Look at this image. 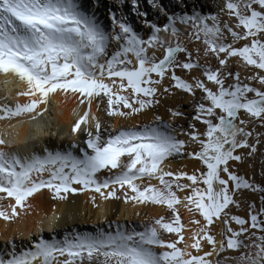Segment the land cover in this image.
<instances>
[{
	"label": "snow or ice",
	"instance_id": "obj_1",
	"mask_svg": "<svg viewBox=\"0 0 264 264\" xmlns=\"http://www.w3.org/2000/svg\"><path fill=\"white\" fill-rule=\"evenodd\" d=\"M149 2L167 22L161 26L149 20L140 0H131V10L150 29L145 37L119 8L109 9L111 23L106 25L86 0H0V75L11 78L5 83L23 84L16 95L28 98L26 103L0 104V121L14 127L13 120H36L49 110L53 95L75 99L86 108L73 127L77 133L84 125V146L72 145L79 154L46 151L43 156H21L7 151L9 141L0 136V193L6 194L0 195V201L14 200L6 207L0 204V218L10 222L21 212L28 214L29 198L45 188L60 200L91 190L105 201L151 203L166 206L171 213V219L160 216L142 230L117 225L111 231L75 233L62 240L41 237L19 251L13 242L0 252V264H213L209 259L213 254L228 250L240 253L230 258L234 264H264V186L237 174L230 164L244 161L238 149H249L252 156L261 144L260 133L255 143L249 142L254 130L248 125L264 126V0H225L222 11L234 17L235 24L195 9L169 13L160 0ZM178 3L186 7L183 0ZM124 4L119 0L121 7ZM179 26L190 29L188 39L200 41L203 56L215 58L219 68L201 63L200 49L193 59L180 40L185 33ZM239 42L243 44L237 47ZM233 58L250 68L252 75L242 79L239 72L226 71ZM177 69L202 70L204 79L189 81ZM166 77L173 82L170 87H163ZM228 77L232 81L226 83ZM173 88L193 98L197 90L201 94L195 101L194 122L183 133L187 140L180 139L178 129L159 115L150 123L122 124L117 129L115 124H102L92 111L94 102L97 109L106 103L107 116L127 121L155 108L159 97L171 94ZM170 113L174 119L183 116L180 111ZM196 122L204 126L203 132ZM193 145L199 150L188 152ZM185 154L199 160L206 171L188 174L165 169L166 161ZM105 172L108 175L102 178ZM153 179L160 186L152 184ZM120 189L122 197L117 195ZM188 189L190 194L181 199L178 193ZM244 190L261 193L259 208L255 202L249 204L248 219L232 215L230 209L241 207L235 197ZM91 199L95 204L96 196ZM177 205L205 222L191 220L198 227L187 239ZM217 221L224 225L219 241L210 234ZM169 234L177 239H166ZM204 241L212 251L201 255Z\"/></svg>",
	"mask_w": 264,
	"mask_h": 264
},
{
	"label": "bare ground",
	"instance_id": "obj_2",
	"mask_svg": "<svg viewBox=\"0 0 264 264\" xmlns=\"http://www.w3.org/2000/svg\"><path fill=\"white\" fill-rule=\"evenodd\" d=\"M127 1L129 3V8V6H131V0ZM147 1L148 3L145 0H140L141 10L148 13L149 20L163 26L167 22L166 17L161 13L159 14L158 10L151 6L149 0ZM86 2L88 6L97 13L101 21L106 25H110L111 23L110 18H108L109 9L115 11L119 8L123 10V8L119 5V0H86ZM160 3L169 13L174 12L180 14L182 10L190 13L195 9L201 11L206 15L218 14L222 23L227 22L229 24H235V18L229 17L226 12L222 11L225 0H192V2L188 0V5H190L189 9L185 7L182 8L178 3V0H160ZM130 20L134 24L136 29L140 31L145 37L150 34V29L146 28L144 24L142 25V27H140L136 23L135 18L131 16ZM209 22L211 23V21ZM179 27H181V30L185 33V35L181 36L180 40L193 53V59H197L196 50L200 49V55L198 57L200 62H207L209 64L210 57L205 58L203 56L204 45L200 41L188 39L187 32L190 31V29H188L187 26ZM161 35H164L167 39H170L173 43H175V39L170 35L164 33H162ZM228 41H231L230 36L228 37ZM242 44L243 42H239L236 46L239 47ZM151 51L152 50H150V54ZM157 55L159 58H162L163 50H159L157 52ZM232 61L233 62L230 63L229 68L226 71H231L233 73L239 72L242 79L246 76L252 75L251 70H249L247 67H244L241 62H239L238 60ZM192 72L189 73L187 70L177 69V74L185 79H188L189 81H191L193 77H198L200 79L204 77L203 73L199 71V69H194ZM10 79V77H4L0 75V104L7 103L9 105H15V103L17 102L26 103L28 100L27 97H18L16 95L17 92L22 91L25 86L23 84H20L16 80H12L11 83H5L6 80ZM231 81L232 77H228L226 83H229ZM172 83L173 82L166 77L163 87H170ZM255 86L259 87L258 84H255ZM200 95L201 94L199 90H197V96L196 98H193L191 95L173 88L171 94L163 93L159 97L160 104L155 108L150 109L146 113L140 114L127 121L120 118L114 119L107 116L105 112L106 103L101 104L99 106V109H97V103L94 102L92 111L100 118L102 124H115L117 129L122 124L141 125L144 123H150L155 119L157 115H159L163 120L171 123L178 129V136L180 139L187 140L188 136L184 135L183 133L190 130V120H193V103L200 97ZM43 107L44 106L41 105V108ZM48 108L49 110L44 113L43 116L38 117L36 120H31L27 117L20 120H13L11 124L14 125V127H9V122L7 121H0V136H3V138L9 141V146L6 149L7 151L17 153L21 156H31L33 154L43 156L46 154V151H74L79 154L78 149H73L72 145L78 144L81 147L84 146V141L86 139V135L83 131L84 125H81V130L77 133H73V127L79 120L80 116L83 115L86 108L83 106H78V103L75 99L69 98L65 100L62 95H53L51 97ZM170 110L180 111L183 113V116L174 119L171 116ZM241 116L244 119H248V117L244 114ZM254 124L259 125V123ZM197 127L201 132L204 131V126L202 124L197 123ZM248 129L252 131L254 127H251L249 124ZM197 150L199 149L195 145L187 149V151L190 152ZM237 153H240L239 149L237 150ZM191 160L192 162L189 163L188 160L185 159V156H176L174 158H170L169 161H166L164 167L166 170H170L173 173H179L182 170H186V167H189L190 169L189 171L186 170V173L188 174H192L194 172L199 174L200 172L205 171L206 167L199 160L194 158H191ZM187 162L189 163V165H187ZM230 164L232 170L238 173V162H230ZM178 165H181L186 169H182V167L180 166L181 168L179 169L182 170L179 171L177 167ZM261 168L260 171L262 170ZM260 171L258 174L259 177L255 174L257 176H255V180L257 184H262L264 186V174H262V172L260 173ZM101 175L103 178L104 176H107L108 173L105 172ZM143 183H147V181L145 180ZM151 183L160 186L159 182L155 179H153ZM74 187L80 188L81 186L75 185ZM123 192L124 190L120 189L117 191V195L122 197ZM190 192L191 190L189 189L188 192H186L185 190L184 192L178 193V195H180L181 199H183V197L185 195H189ZM0 195L6 194L0 193ZM92 196H96L95 204L91 199ZM237 196L238 195H236V198ZM10 202L14 203V200H12V198H8L4 201H0V204L6 207ZM29 202L31 203L32 208L28 212V214H24L23 212H21L20 216L16 220L10 222H6L3 218H0V252L10 249V246L13 242L17 246V251H19L22 248L30 247L41 237L49 240H62L65 235H73L75 233H94L99 229L111 231L114 230L117 225L126 226L129 229L135 228L137 230H142V227L144 225L151 224L160 216H164L167 219L171 218L168 217V215H171V213L166 208V206L153 205L151 203L134 205L132 203H125L123 198H110L109 200L105 201L100 198L98 193H95L91 190L68 194L66 200H60L54 198V193L45 188L36 193L34 196L30 197ZM258 205L260 207L261 202H259ZM177 206L180 211L181 222L187 226L185 230V237L187 239L188 236L191 235V231L195 230L198 227L197 225L191 224V220H200L201 225H203L205 222L203 221V218L199 216V214L193 216V214L189 213L183 206ZM247 206L249 205L247 204ZM245 209L246 208H244V211H247ZM236 211L237 208L234 212ZM238 212V215H242V213ZM248 218L249 209L248 212L245 213V219ZM110 225L111 227H109ZM231 226L234 229L238 230V225L236 227L234 222ZM223 229L224 225L222 221H217L211 226L210 234L215 235L216 239L219 241L223 239V236L221 235ZM165 238L177 239L175 234H169ZM189 243H191V241H189ZM179 246L183 245L181 244ZM189 250L193 251V254H197L195 253V250ZM210 251H212V245L208 244L207 241H204L202 252L199 254L203 255L204 252ZM239 255L240 253L237 251L228 250L219 253V255L213 254V256L209 259L212 260L213 264H217V262L218 264H234V261H232L230 258L237 257Z\"/></svg>",
	"mask_w": 264,
	"mask_h": 264
},
{
	"label": "rangeland",
	"instance_id": "obj_3",
	"mask_svg": "<svg viewBox=\"0 0 264 264\" xmlns=\"http://www.w3.org/2000/svg\"><path fill=\"white\" fill-rule=\"evenodd\" d=\"M147 3H148V1L147 0H145ZM189 1H191L192 2V0H189ZM183 3H184V5H186V7L185 8H187V9H189V7H190V5H188V0H183ZM128 5H129V3H128V1L127 0H125V4L122 6V8H123V10L122 9H119L120 11H122L124 14H126L128 17H129V19H130V16L131 17H134L135 18V20H136V23L140 26V27H142V25H143V21H142V19H140V18H137V16H136V14H135V12L134 11H132L131 10V6H129V8H128ZM195 6V5H194ZM177 7H178V5H177ZM160 14V13H159ZM108 18H109V14H108ZM232 60H237L236 58H233ZM230 61V63H232L233 61ZM240 62V61H239ZM209 65L211 66V67H213V68H219L220 66H219V64H218V62H217V60L215 59V58H212V57H210V59H209ZM249 70H250V68H248ZM198 71V70H197ZM197 71H194V72H197ZM199 71H201L202 72V70H199ZM193 73V72H192ZM203 73V72H202ZM202 79H204V77L202 78ZM209 87H212L213 88V90H215V85H212L210 82H209V85H208ZM244 113H241V115H243ZM193 115H195V102L193 103V114H192V119H193ZM245 115V114H244ZM192 121V122H191ZM194 121L193 120H190V123H193ZM196 123H198V122H196ZM250 126L251 127H254V131H253V137L250 139V143H255V136H256V133H260L261 134V143L262 144H260L259 146H258V152H256L254 155H252V156H249L248 155V152H249V149H239V154H241V155H243L244 157H245V159H244V161L243 162H239L238 164H239V168H238V173L237 174H239V175H243V176H245L246 178H249L250 180H252L253 182H255L256 184H257V182H256V177L258 176V174H259V171H260V168L262 169L261 171H260V173L262 172V174H264V148H263V146H264V126H261L260 124L259 125H257V124H254V123H250ZM249 130V129H248ZM260 147V148H259ZM261 148H263V149H261ZM261 151V152H260ZM188 152H190V151H188ZM183 156H185V159L186 160H188V162L190 163V162H192V160H191V158L187 155V154H185V155H183ZM253 157V158H252ZM187 162V163H188ZM189 163L187 164V165H189ZM258 165V166H257ZM181 165H178L177 167H178V170L180 171V170H182V169H186V170H190L189 169V167H186V168H183L182 166V169H179V168H181L180 167ZM261 166V167H260ZM242 167V168H241ZM248 167V168H247ZM260 167V168H259ZM240 169V170H239ZM256 169V170H255ZM186 170H182V171H184V172H186ZM243 170V171H242ZM205 171H206V168H205ZM242 171V172H241ZM256 171V172H255ZM239 172H241V173H239ZM255 172V173H254ZM243 173V174H242ZM245 173V174H244ZM257 176H256V175ZM256 176V177H255ZM259 177V176H258ZM254 178V179H253ZM186 180H182V182H185ZM186 183H188V181H186ZM259 185V184H258ZM261 186H263L262 184H260ZM201 187H204V185H200ZM189 190V189H188ZM188 190H186V192H188ZM250 192V193H249ZM246 194H249V195H246ZM237 200H239V202H240V204H241V207L240 208H237V211L236 212H234L235 210H236V208H234V207H232V206H230V209L232 208V210H231V214L232 215H235V213H236V215H238L237 214V212L239 211V210H241V211H239L238 213H242V215L240 214L239 216H241V217H243V218H245V213L246 212H248V206H247V204L249 205V203L252 201V200H254L255 201V203H256V206H257V208H259V202H261V200H260V193L259 192H251V191H247V190H244V191H242L241 193L239 192V193H237ZM243 197H242V196ZM241 196V197H240ZM254 196V197H253ZM257 199H256V198ZM246 198V199H245ZM252 198V199H251ZM241 199V200H240ZM246 203H245V202ZM254 201H252V202H254ZM251 202V203H252ZM178 207V206H177ZM234 208V209H233ZM244 208H246L245 210H247V211H244ZM248 208V209H247ZM243 212H245V213H243ZM234 213V214H233ZM168 217H171V215H168ZM171 219V218H170ZM235 226L237 227V225L235 224ZM238 229H239V226L237 227ZM253 231V230H252ZM254 231H256L255 229H254Z\"/></svg>",
	"mask_w": 264,
	"mask_h": 264
}]
</instances>
